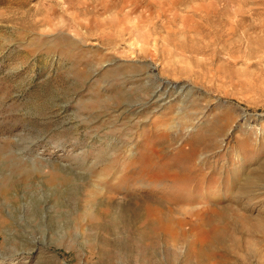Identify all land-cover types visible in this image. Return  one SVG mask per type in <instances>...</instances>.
Segmentation results:
<instances>
[{"label":"rangeland","instance_id":"rangeland-1","mask_svg":"<svg viewBox=\"0 0 264 264\" xmlns=\"http://www.w3.org/2000/svg\"><path fill=\"white\" fill-rule=\"evenodd\" d=\"M0 200V264H264V0H0Z\"/></svg>","mask_w":264,"mask_h":264},{"label":"bare ground","instance_id":"bare-ground-1","mask_svg":"<svg viewBox=\"0 0 264 264\" xmlns=\"http://www.w3.org/2000/svg\"><path fill=\"white\" fill-rule=\"evenodd\" d=\"M172 1V0H171ZM174 1V0H173ZM196 2V1H195ZM110 5V4H109ZM103 6V5H102ZM67 7V6H66ZM87 10V9H86ZM103 11H105V10H103ZM150 11V10H149ZM143 13V12H142ZM150 15V14H149ZM94 16V15H93ZM92 17V16H91ZM112 17V16H111ZM120 17V16H119ZM146 17V16H145ZM78 20V19H77ZM80 22V21H79ZM83 22V21H82ZM110 25V24H109ZM108 25V26H109ZM137 26V25H136ZM133 28V27H132ZM56 38V37H55ZM58 41V40H57ZM48 42V41H47ZM67 49V48H66ZM76 65V64H75ZM90 78H91V76H90ZM89 78V79H90ZM128 82V81H127ZM130 82V81H129ZM157 93H158V90H155V91H153L152 92V95H150V99H153L155 96V98H157ZM145 102V101H144ZM144 106V105H143ZM149 107V106H148ZM11 152H13V151H11ZM69 157V156H68ZM75 159V158H74ZM48 160V159H47ZM51 163V162H50ZM52 164V163H51ZM37 168V167H36ZM68 171H69V169H68ZM63 172V171H62ZM22 174V173H21ZM44 175H45V173H44ZM35 176V175H34ZM47 176V175H46ZM12 178V177H11ZM31 178V177H30ZM13 179V178H12ZM24 186V185H23ZM31 186H33V185H31ZM36 186V185H35ZM26 187V186H25ZM22 188V187H21ZM56 188V187H55ZM8 190V189H7ZM24 190V189H23ZM22 190V191H23ZM37 190V189H36ZM10 191V190H9ZM26 191V190H25ZM29 192V191H28ZM32 193V192H31ZM14 194V193H13ZM22 194V193H21ZM39 194V193H38ZM8 196V195H7ZM10 196V195H9ZM19 196V195H18ZM24 197V196H23ZM27 197V196H26ZM22 198V197H21ZM37 199H38V197H37ZM24 200V199H23ZM32 200V199H31ZM1 201V200H0ZM18 203V202H17ZM20 203H22V202H20ZM1 204V203H0ZM3 204V203H2ZM12 204H13V202H12ZM24 204V203H23ZM5 207V206H4ZM4 207H3V209H4ZM20 207V206H19ZM17 208V207H16ZM23 210V209H22ZM6 211V210H5ZM41 211V210H40ZM15 212V211H14ZM26 212V211H25ZM145 212V211H144ZM153 212V214L155 213V215H156V217L158 216V213H159V211L158 210H153L152 211ZM43 215V214H42ZM1 216L3 217V219H2V221L3 222H7L8 220H7V218L5 217V215L3 214V212L1 213ZM115 221V220H114ZM156 221L157 222H159V219H156ZM118 223V222H117ZM117 223H115V225L117 224ZM13 224V223H12ZM19 224V223H18ZM22 224V223H21ZM153 224H154V222H153ZM11 225V224H10ZM23 225V224H22ZM19 226V225H18ZM24 227H25V225H24ZM4 228V227H3ZM26 229V228H25ZM7 231V230H6ZM8 232V231H7ZM35 235V234H34ZM10 238V237H9ZM13 239V238H12ZM21 242V241H20ZM31 242V241H30ZM6 243V242H5ZM9 243V242H8ZM26 244V243H25ZM29 244V243H28ZM31 244V243H30ZM30 246V245H29ZM24 247V246H23ZM4 248V247H3ZM6 248V247H5ZM18 248V247H17ZM30 248V247H29ZM140 248V247H139ZM15 250V249H14ZM26 250H28L27 248H26ZM4 251H6V249L4 250ZM6 260H8V258L6 257V256H4V260H2L1 261V264L3 263V262H5ZM13 263H15V262H13ZM12 263V264H13Z\"/></svg>","mask_w":264,"mask_h":264}]
</instances>
